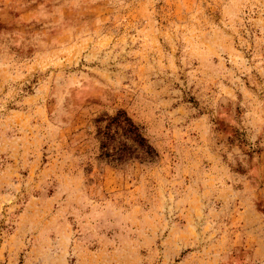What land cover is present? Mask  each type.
Returning <instances> with one entry per match:
<instances>
[{
  "label": "rangeland",
  "instance_id": "obj_1",
  "mask_svg": "<svg viewBox=\"0 0 264 264\" xmlns=\"http://www.w3.org/2000/svg\"><path fill=\"white\" fill-rule=\"evenodd\" d=\"M0 264H264V0H0Z\"/></svg>",
  "mask_w": 264,
  "mask_h": 264
},
{
  "label": "trees",
  "instance_id": "obj_2",
  "mask_svg": "<svg viewBox=\"0 0 264 264\" xmlns=\"http://www.w3.org/2000/svg\"><path fill=\"white\" fill-rule=\"evenodd\" d=\"M97 123L101 157L109 163L121 166L134 161L151 163L156 159V150L142 127L126 111L102 117Z\"/></svg>",
  "mask_w": 264,
  "mask_h": 264
}]
</instances>
